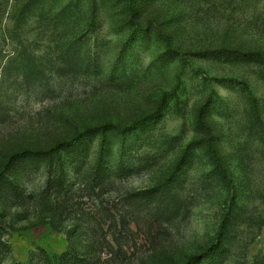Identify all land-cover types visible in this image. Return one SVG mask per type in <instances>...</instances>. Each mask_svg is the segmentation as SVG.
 Listing matches in <instances>:
<instances>
[{
  "label": "rangeland",
  "instance_id": "obj_1",
  "mask_svg": "<svg viewBox=\"0 0 264 264\" xmlns=\"http://www.w3.org/2000/svg\"><path fill=\"white\" fill-rule=\"evenodd\" d=\"M0 264H264V0H0Z\"/></svg>",
  "mask_w": 264,
  "mask_h": 264
},
{
  "label": "trees",
  "instance_id": "obj_2",
  "mask_svg": "<svg viewBox=\"0 0 264 264\" xmlns=\"http://www.w3.org/2000/svg\"><path fill=\"white\" fill-rule=\"evenodd\" d=\"M199 122L201 123V125L205 128H207V125L204 123L203 119H202V115L200 114L199 115ZM77 139V137H71L69 139H61L59 140L58 142H56L53 147H58V146H68L70 144H72L73 142H75ZM53 147L52 148H45V149H35V150H25V151H21L19 152L17 155L19 154H23V153H26V152H29V153H32V154H42V153H46L48 151H50L51 149L53 150ZM208 150H209V153H210V156L214 162V165L215 167L219 170V171H223V168H222V164H221V161H220V158L219 156L217 155L215 149L212 147V145L208 142Z\"/></svg>",
  "mask_w": 264,
  "mask_h": 264
}]
</instances>
